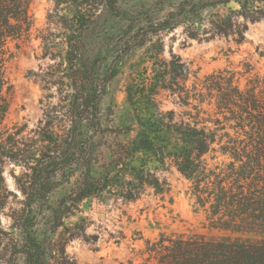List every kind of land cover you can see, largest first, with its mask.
<instances>
[{"label":"trees","instance_id":"16d2710c","mask_svg":"<svg viewBox=\"0 0 264 264\" xmlns=\"http://www.w3.org/2000/svg\"><path fill=\"white\" fill-rule=\"evenodd\" d=\"M53 1L47 26L36 29L31 0H0V164L9 160L22 167L16 181L24 195L10 224L0 220V264H77L67 242L97 240L86 232V217L69 221L82 203L94 197L132 201L147 188L164 195L173 167L190 181L196 203L208 212V227L221 234L161 233L147 241L140 262L118 264H264V78L242 87L231 70H223L205 79L194 93L195 108L207 100L224 120L176 119L160 100L166 92L187 105L191 96L190 68L179 55L165 57V33L183 27L188 38L232 37L241 44L247 22L264 21V0H181L159 17L138 13L113 37L95 31L119 0ZM34 30L42 58L52 63L32 72L45 89L57 86L59 102L46 108L35 128L27 131L25 123L3 131L10 106L9 43L30 41ZM111 41L120 45L114 55ZM141 49L126 87L133 121L118 132L135 135L119 141L94 175L91 137L101 128V101L124 60ZM218 152L227 160L212 166L207 155ZM77 166L82 175L76 186L53 199Z\"/></svg>","mask_w":264,"mask_h":264},{"label":"rangeland","instance_id":"374dc122","mask_svg":"<svg viewBox=\"0 0 264 264\" xmlns=\"http://www.w3.org/2000/svg\"><path fill=\"white\" fill-rule=\"evenodd\" d=\"M180 1L119 0L115 11L105 14V21L95 31V35L101 31L99 34L106 33L113 37L119 30L125 29L138 13L144 17L146 13L159 17ZM230 5L235 6L234 3ZM54 6L53 0H31L29 9L36 29L47 26L48 14ZM123 16L129 20L126 21ZM247 23L249 28L246 31V40L241 44H237L232 37L216 36L209 40L188 38L183 27L163 35L165 57L170 58L171 53L179 55L190 68L187 86L191 93L189 104L186 105L179 102L178 97L163 92L160 96L163 110H175L176 119L199 118L201 121L219 117L224 120L222 115L215 113L214 105H209L207 100L199 106V110L196 109L199 102L193 97L198 98L194 93L202 89L206 78L223 70H231L242 87L251 78H264V21ZM36 33L34 30L33 38L20 46L15 41L9 43L12 56L6 64V76L10 86L7 91L10 106L1 125L3 131L14 132L17 125L25 123L28 124L27 131L35 128L44 117L46 108L59 102L57 86L45 89L44 84L32 72L52 63L49 58H42L41 41L35 37ZM111 43L114 55V51L116 53L120 50V45L115 41ZM143 51L144 49L138 50L124 60L101 101V128L91 137L94 175L109 162L119 141L125 142L135 135V131L128 135H119L118 132L126 129L133 121L126 87L132 75V66L142 56ZM208 124L213 125L212 122ZM223 131L219 133L222 134ZM212 155L215 158L211 159ZM207 157L212 166L227 160L220 152ZM0 167V209L3 210L0 220L8 226L12 211L22 208L24 195L17 185L16 177L21 175L23 169L9 160L1 163ZM81 175L82 167L77 166L70 179L56 189L53 199H58L67 190L75 187ZM166 175L171 186L164 195L147 188L140 198L132 201L116 198L100 200L95 197L86 199L81 205V211L69 221L75 222L80 216L86 217V232L97 240L92 243L76 237L67 242V251L76 259L77 264H118L129 259L138 263L147 256V241L158 239L161 233L186 236L221 234L208 227V212L196 203L191 193L190 181L175 167Z\"/></svg>","mask_w":264,"mask_h":264}]
</instances>
